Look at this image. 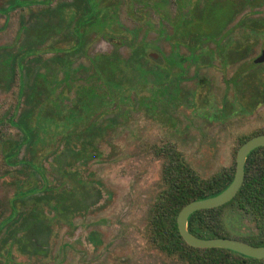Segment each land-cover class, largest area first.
Masks as SVG:
<instances>
[{"label":"flooded vegetation","instance_id":"obj_1","mask_svg":"<svg viewBox=\"0 0 264 264\" xmlns=\"http://www.w3.org/2000/svg\"><path fill=\"white\" fill-rule=\"evenodd\" d=\"M19 10L16 37L0 43V94L14 95L0 123L16 130L0 132V155L7 172L26 178L0 214V264H15L16 248L48 258L54 224L73 234L78 215L103 206L102 185L79 167L102 162V143L133 112L175 130L180 108L220 123L264 108V0H7L5 25ZM208 74H222L220 107L211 103ZM172 141L155 148L163 164L149 228L167 188L162 150L187 160ZM83 241H66L53 264Z\"/></svg>","mask_w":264,"mask_h":264},{"label":"rangeland","instance_id":"obj_2","mask_svg":"<svg viewBox=\"0 0 264 264\" xmlns=\"http://www.w3.org/2000/svg\"><path fill=\"white\" fill-rule=\"evenodd\" d=\"M6 3L7 0H0V7ZM10 16V23L5 25V17L0 15V43H9L16 37L22 10ZM123 22L127 26L132 23L128 16L123 17ZM208 75L214 84L210 94L211 103L220 107L226 91L222 74ZM229 96L232 98L233 94L229 92ZM13 101V94H0V117L11 108ZM179 110L176 112L179 126L175 130L174 127H162L146 110L133 112L128 126L113 132L102 143V148L108 150L102 162H83V168L79 167L83 176L91 172L102 185L105 192L103 206L97 211L78 215L73 234L66 226L54 224L51 255L48 258L28 257L20 254V248H16L15 264L56 263L62 245L73 237L84 241L73 250L64 252L62 264H186L168 256L150 240L149 211L161 190L163 164V160L156 156L155 148L166 145L167 139L173 140V145L183 152L197 173L209 178L222 168L234 165L241 138L264 130V108L253 116L237 111L230 121L224 123L204 115L205 111H199L204 113L198 119L199 113L191 107ZM187 124H190L189 127ZM2 125L0 123V132L8 135L16 132ZM80 148L85 150L84 144H80ZM8 170L0 155V214L8 212V197L14 192L15 185L26 178L25 173ZM10 184L14 186L13 189ZM230 216L231 224L237 228L243 225L241 228L246 231L254 227L250 219H245L240 225L234 212ZM91 236L101 241L98 246L92 247Z\"/></svg>","mask_w":264,"mask_h":264},{"label":"trees","instance_id":"obj_3","mask_svg":"<svg viewBox=\"0 0 264 264\" xmlns=\"http://www.w3.org/2000/svg\"><path fill=\"white\" fill-rule=\"evenodd\" d=\"M258 131L239 144L240 147ZM165 157L163 179L167 188L161 192L152 210L150 233L154 245L168 256L186 264H264V259L242 255L223 248H196L182 237L178 217L181 210L194 200L222 193L233 182L236 161L232 167L222 168L209 178L201 177L192 165L174 150L163 149ZM246 177L237 196L218 208L194 212L189 218V230L201 238H235L252 245L264 246V147L252 151L248 157ZM234 212L240 225L250 219L254 227L244 231L232 225Z\"/></svg>","mask_w":264,"mask_h":264},{"label":"water","instance_id":"obj_4","mask_svg":"<svg viewBox=\"0 0 264 264\" xmlns=\"http://www.w3.org/2000/svg\"><path fill=\"white\" fill-rule=\"evenodd\" d=\"M260 147H264V134L252 137L240 147L237 153L235 177L228 188L216 196L194 200L181 210L178 217L179 230L190 246L229 249L248 257L264 259V246L252 245L235 238H201L189 230V218L194 212L224 206L237 196L246 177L245 169L248 157L252 151Z\"/></svg>","mask_w":264,"mask_h":264}]
</instances>
